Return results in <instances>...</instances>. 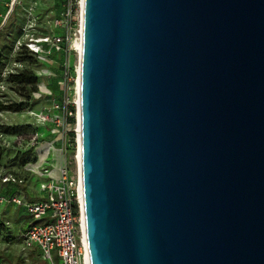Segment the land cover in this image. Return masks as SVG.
<instances>
[{
  "label": "water",
  "instance_id": "obj_1",
  "mask_svg": "<svg viewBox=\"0 0 264 264\" xmlns=\"http://www.w3.org/2000/svg\"><path fill=\"white\" fill-rule=\"evenodd\" d=\"M91 264H264V0H83Z\"/></svg>",
  "mask_w": 264,
  "mask_h": 264
},
{
  "label": "rangeland",
  "instance_id": "obj_2",
  "mask_svg": "<svg viewBox=\"0 0 264 264\" xmlns=\"http://www.w3.org/2000/svg\"><path fill=\"white\" fill-rule=\"evenodd\" d=\"M73 2L0 0V173L22 182L24 192L56 180L63 166L76 172L81 1L70 13ZM15 76L38 81L21 83ZM12 191L10 185L0 195ZM32 221L18 205L0 203L2 264H45L24 245Z\"/></svg>",
  "mask_w": 264,
  "mask_h": 264
},
{
  "label": "built area",
  "instance_id": "obj_3",
  "mask_svg": "<svg viewBox=\"0 0 264 264\" xmlns=\"http://www.w3.org/2000/svg\"><path fill=\"white\" fill-rule=\"evenodd\" d=\"M73 7L71 4L70 13ZM21 183L0 173V185L16 188L9 197L0 195V203L10 201L33 219L23 234L25 248L38 250L45 264H88L89 249L82 227L83 182L77 170L71 174L63 166L56 180L38 186L40 196L34 200L21 193Z\"/></svg>",
  "mask_w": 264,
  "mask_h": 264
},
{
  "label": "bare ground",
  "instance_id": "obj_4",
  "mask_svg": "<svg viewBox=\"0 0 264 264\" xmlns=\"http://www.w3.org/2000/svg\"><path fill=\"white\" fill-rule=\"evenodd\" d=\"M81 1V6H79V8L81 7V30H80V46H79V56H78V67H77V80H76V114H77V117H76V125H77V132H78V135H77V146H76V170L77 172L80 174V178H81V172H80V163H81V155H80V143H81V138H80V55H81V50H82V37H83V28H82V8H83V0H80ZM80 5V3H79ZM42 40V39H41ZM40 47V46H38ZM41 53V52H40ZM45 55V54H44ZM82 203H83V194H82ZM82 227H83V232L85 234V218H84V207L82 206ZM85 241H86V238H85ZM88 264H91L90 263V256H89V252H88Z\"/></svg>",
  "mask_w": 264,
  "mask_h": 264
},
{
  "label": "crops",
  "instance_id": "obj_5",
  "mask_svg": "<svg viewBox=\"0 0 264 264\" xmlns=\"http://www.w3.org/2000/svg\"><path fill=\"white\" fill-rule=\"evenodd\" d=\"M56 174H58V173L56 172ZM7 187L8 186H6V187L4 186L3 187V185H0V191L2 189L5 190ZM15 189L16 188L13 186L12 193L15 191ZM20 190H21V193L22 194H25L26 196H28V199H31V200L37 199L40 196V192H38V186L34 189V192H31V191L26 192V190L24 192V190H22V188H20ZM21 209H23V208H21ZM29 253L32 255L33 260L36 261V260H39L40 259L42 261L40 252L38 250H31V251L29 250ZM0 264H2V263L0 262ZM30 264H32V263H30Z\"/></svg>",
  "mask_w": 264,
  "mask_h": 264
},
{
  "label": "trees",
  "instance_id": "obj_6",
  "mask_svg": "<svg viewBox=\"0 0 264 264\" xmlns=\"http://www.w3.org/2000/svg\"><path fill=\"white\" fill-rule=\"evenodd\" d=\"M74 5L75 6L73 8H75L77 6L76 0H74ZM15 78L21 83H33V82H37L38 81L36 77H34V78L32 77V79H31V77H29V76H27V77H25V76H15ZM69 122L71 124L74 123L75 122V118L74 117L69 118ZM70 134H71L72 138H74L75 131L72 130L70 132Z\"/></svg>",
  "mask_w": 264,
  "mask_h": 264
}]
</instances>
